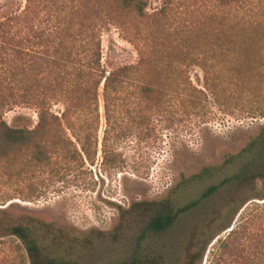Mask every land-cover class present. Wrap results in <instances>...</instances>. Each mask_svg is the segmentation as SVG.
<instances>
[{
	"label": "rangeland",
	"instance_id": "374dc122",
	"mask_svg": "<svg viewBox=\"0 0 264 264\" xmlns=\"http://www.w3.org/2000/svg\"><path fill=\"white\" fill-rule=\"evenodd\" d=\"M166 2L149 0L148 17L134 21L145 54L161 42L155 70L165 93L152 104L135 88L119 105L108 140L119 164L103 163L101 90L95 163L58 160L21 176L0 167V196L10 198L0 203V264H264V177L225 180L239 166L227 159L264 128V0H173L162 18L155 13ZM101 29L108 68L138 60L135 31ZM20 115L37 123L21 106L4 118ZM214 186L167 232L149 229L164 203L181 208ZM19 225L36 240V256L10 231Z\"/></svg>",
	"mask_w": 264,
	"mask_h": 264
},
{
	"label": "trees",
	"instance_id": "16d2710c",
	"mask_svg": "<svg viewBox=\"0 0 264 264\" xmlns=\"http://www.w3.org/2000/svg\"><path fill=\"white\" fill-rule=\"evenodd\" d=\"M0 1V167L10 175L17 169V176H21L27 167H47L58 160L95 163L101 90L107 125L103 163L119 164L108 141L111 130H116L112 119L123 113L119 105L133 96L135 88L152 104L165 93L155 70L161 42L155 40L150 44L152 52L145 54L140 27L134 22L148 17L149 0H26L24 6L19 0ZM216 1L228 5L237 0ZM171 3L173 0H167L155 14L163 18ZM108 23L135 31L136 39L130 41L139 52L136 62L110 68L102 62L101 27ZM108 63L113 64L111 60ZM18 106L34 109L37 123L28 122L23 115L9 123L4 113ZM227 161L239 166L225 180L264 177V128ZM209 171L206 168L193 177L203 178ZM216 189L211 187L181 208L164 203L152 216L149 229L167 232L180 214L196 210ZM6 197L0 196V203L10 199ZM9 229L27 244L32 256L38 254L37 242L27 227ZM151 261L140 257L132 264ZM43 264L71 263L48 259Z\"/></svg>",
	"mask_w": 264,
	"mask_h": 264
}]
</instances>
